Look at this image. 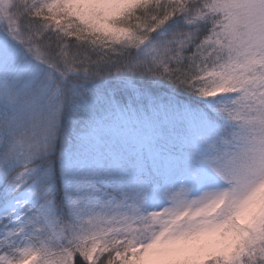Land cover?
I'll list each match as a JSON object with an SVG mask.
<instances>
[{"label":"snow or ice","instance_id":"6c2138e0","mask_svg":"<svg viewBox=\"0 0 264 264\" xmlns=\"http://www.w3.org/2000/svg\"><path fill=\"white\" fill-rule=\"evenodd\" d=\"M264 0H0V264H264Z\"/></svg>","mask_w":264,"mask_h":264},{"label":"clouds","instance_id":"9594fccd","mask_svg":"<svg viewBox=\"0 0 264 264\" xmlns=\"http://www.w3.org/2000/svg\"><path fill=\"white\" fill-rule=\"evenodd\" d=\"M249 204H258L261 213H264V186L259 188L254 196L248 202Z\"/></svg>","mask_w":264,"mask_h":264}]
</instances>
